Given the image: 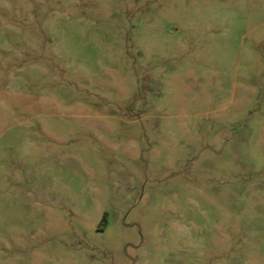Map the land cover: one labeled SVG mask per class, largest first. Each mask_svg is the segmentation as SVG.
Returning <instances> with one entry per match:
<instances>
[{"label":"rangeland","instance_id":"obj_1","mask_svg":"<svg viewBox=\"0 0 264 264\" xmlns=\"http://www.w3.org/2000/svg\"><path fill=\"white\" fill-rule=\"evenodd\" d=\"M0 264H264V0H0Z\"/></svg>","mask_w":264,"mask_h":264}]
</instances>
